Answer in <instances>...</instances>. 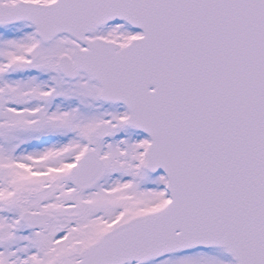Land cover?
Instances as JSON below:
<instances>
[{
    "label": "snow or ice",
    "instance_id": "obj_1",
    "mask_svg": "<svg viewBox=\"0 0 264 264\" xmlns=\"http://www.w3.org/2000/svg\"><path fill=\"white\" fill-rule=\"evenodd\" d=\"M0 264H264V0H0Z\"/></svg>",
    "mask_w": 264,
    "mask_h": 264
}]
</instances>
